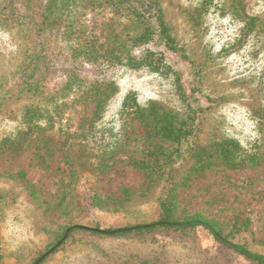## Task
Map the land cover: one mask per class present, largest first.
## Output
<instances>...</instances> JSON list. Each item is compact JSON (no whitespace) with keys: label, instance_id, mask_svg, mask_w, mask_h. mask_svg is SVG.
Masks as SVG:
<instances>
[{"label":"trees","instance_id":"1","mask_svg":"<svg viewBox=\"0 0 264 264\" xmlns=\"http://www.w3.org/2000/svg\"><path fill=\"white\" fill-rule=\"evenodd\" d=\"M230 1L199 0L194 7L199 18L217 12L236 22V33L215 55L209 49L196 59L169 19L170 0H0V32L13 36L19 48L14 69L9 76L0 75V118L18 120L12 129L4 127L0 157L20 158L34 144L44 143L59 146L68 162L78 163L50 199L23 169L0 170V264L2 227L12 222L6 211L18 207L32 212V219L24 221L30 220L35 232L32 244L13 249L21 264H34L65 235L41 264H212L199 227L264 264V237L236 240L248 229V218L220 221L190 212L180 201L183 188L208 170L264 164L263 106L246 111L254 130L246 144L224 135L202 138L208 112L223 101L200 93L203 73L223 56L245 49L262 22L256 13L236 7L242 0ZM252 54L256 59L262 55L260 50ZM177 58L189 64L185 79L171 62ZM126 70L169 78L178 99L144 103L132 92L118 112L107 113L118 94L116 75ZM256 78L264 82V68ZM12 102L22 104L18 117L4 111ZM117 160L143 174L140 193L124 189L122 198L102 193L100 176ZM95 211L116 214L124 223L71 229L84 213ZM131 227L137 228L111 233Z\"/></svg>","mask_w":264,"mask_h":264},{"label":"rangeland","instance_id":"2","mask_svg":"<svg viewBox=\"0 0 264 264\" xmlns=\"http://www.w3.org/2000/svg\"><path fill=\"white\" fill-rule=\"evenodd\" d=\"M170 1L172 3L167 6L169 19L178 38L187 40L191 45L196 59L204 56L209 49L215 55L218 47L236 33V22L227 14L209 12L199 18V12L194 11V7H199V0ZM228 2L231 4L230 0L226 4ZM236 7H245L248 14L256 13L262 22H259L257 28L258 36L251 39L245 49L228 56L222 55L223 59L210 64L214 66L213 70L210 67L205 71L206 76L203 73L200 93L212 98L221 97L223 101L208 112L202 138L224 135L238 138L246 144L254 136L253 123L246 111L264 107V82L256 78L260 69L264 68V0H242ZM197 20L199 24L195 23ZM252 50H260L262 55L256 56V59ZM18 58L19 48L13 36L0 32V75L9 76ZM171 62L182 72L185 79L189 64L178 58L171 59ZM116 78L118 94L110 105L107 112L109 114L118 112L124 97L132 92L144 103L152 100L170 103L178 99L172 89L171 80L156 73L126 70L118 72ZM21 108V103L12 102L4 111H13L18 117ZM4 118H0V136L5 133L4 127L10 130L18 123L17 118H10L8 115ZM136 127L138 132L142 131L138 123ZM42 159L47 162V168L42 166ZM8 169H23L28 180L39 185L44 197L50 199L58 195L61 182L78 169V163L76 160L68 162L59 146L41 143L34 144L20 158H13L11 154L0 157V170ZM143 183L144 176L141 172L117 160L112 169L100 176L99 188L105 195L122 198L124 189L140 193ZM180 201L181 206L188 211H200L220 221L234 220L236 217L240 220L248 218L250 225L237 237V241L264 237V164L258 168L233 170L218 167L208 170L203 175L194 177L191 184L183 188ZM21 209L18 207L6 211L12 222L7 221L1 231L4 245L3 264H21L23 260L12 255L13 249L29 246L35 238L32 222L24 221V217L32 219V212L26 213ZM53 216L58 217V212L53 213ZM79 221L75 225L92 227L98 222L103 228L118 227L124 223L120 216H109L102 211L84 213ZM198 233L212 264H256L218 241L206 228L199 227ZM51 263L49 261L46 264Z\"/></svg>","mask_w":264,"mask_h":264},{"label":"water","instance_id":"3","mask_svg":"<svg viewBox=\"0 0 264 264\" xmlns=\"http://www.w3.org/2000/svg\"><path fill=\"white\" fill-rule=\"evenodd\" d=\"M74 228L90 229L91 227L85 226V225H74L71 229H74ZM135 228H137V227H131L129 229H118V230L111 231V233H116V232H119V231H122V230H132V229H135ZM71 229H69L68 232ZM101 231H104V230H101ZM66 236L67 235H65L64 239L66 238ZM63 240H61L59 243H57L55 246H53L51 249H49L46 253H44L34 264L42 263L47 257H49L51 254H53L58 249V247L61 245Z\"/></svg>","mask_w":264,"mask_h":264}]
</instances>
